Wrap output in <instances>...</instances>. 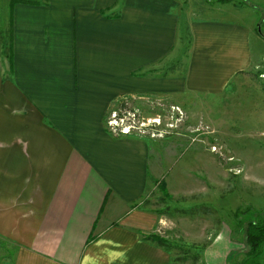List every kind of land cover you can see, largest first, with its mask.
Segmentation results:
<instances>
[{
    "label": "crops",
    "instance_id": "crops-1",
    "mask_svg": "<svg viewBox=\"0 0 264 264\" xmlns=\"http://www.w3.org/2000/svg\"><path fill=\"white\" fill-rule=\"evenodd\" d=\"M36 1L12 5L0 50V264H170L150 236L172 223L142 203L162 169L152 142L167 135H113L105 115L206 96L211 123L217 98L264 111V0ZM224 212L178 215L204 235L200 249L182 241L198 264L220 231L231 250L218 264H243L246 223L264 213L233 225L226 195Z\"/></svg>",
    "mask_w": 264,
    "mask_h": 264
},
{
    "label": "rangeland",
    "instance_id": "rangeland-1",
    "mask_svg": "<svg viewBox=\"0 0 264 264\" xmlns=\"http://www.w3.org/2000/svg\"><path fill=\"white\" fill-rule=\"evenodd\" d=\"M10 1L0 0V50L4 52L7 48V20L10 23L13 8ZM214 3V0H210L208 5H215ZM209 12L215 17L223 15L214 8ZM257 13L259 15L260 12ZM262 30L264 31V27ZM212 99L213 96H206L197 100L174 98L163 100L162 103L148 100L147 104L139 105L122 103L111 107L112 110L109 109L105 115L107 130V121L115 113L120 126H131L130 134L149 138L167 135L163 141L152 142L154 155H159L162 159V169L159 170L157 179L159 183L156 181L153 191L142 203L157 215H163V219L170 222L169 225L172 223V228L166 230L169 236H162L168 243L163 246L156 241L170 253V264H198L199 252L194 250L193 245L182 241L204 239L203 234L194 232L187 235L179 229L177 217L180 212L189 216L198 215L208 207V210H216L225 215L226 195L227 202H232L233 225L247 220L253 214L264 213L263 107L250 98L243 105H232L230 100L224 99L223 102L219 98L215 99L213 110L216 119L220 115L218 123H223L224 126V117L227 120V125L220 127V133L217 132L219 128H215L218 123H211L207 119L206 110L210 103H214ZM213 146L216 150H212ZM226 168H230V172L226 170L228 178L220 184L219 179H224ZM200 179L206 181L207 188L199 185ZM162 182L166 184L167 193L173 197L162 191ZM194 193L198 198L196 201L187 197L182 199L183 195ZM226 215L228 218V208ZM186 230L192 232L193 228L189 226ZM235 233L236 237L240 236L238 231ZM203 243L204 241L198 243L199 249ZM260 257H264V245L258 259Z\"/></svg>",
    "mask_w": 264,
    "mask_h": 264
},
{
    "label": "trees",
    "instance_id": "trees-1",
    "mask_svg": "<svg viewBox=\"0 0 264 264\" xmlns=\"http://www.w3.org/2000/svg\"><path fill=\"white\" fill-rule=\"evenodd\" d=\"M17 2L22 3H35L36 0H11L10 4L13 5ZM161 189L165 194H168L165 187V182L161 183ZM169 195V194H168ZM245 239L244 244L246 246L245 259L243 264L255 263L257 258L262 254L264 245V214L257 215V218L248 221L245 226ZM153 240L159 244L165 246L168 240L158 234H152L150 236Z\"/></svg>",
    "mask_w": 264,
    "mask_h": 264
},
{
    "label": "clouds",
    "instance_id": "clouds-1",
    "mask_svg": "<svg viewBox=\"0 0 264 264\" xmlns=\"http://www.w3.org/2000/svg\"><path fill=\"white\" fill-rule=\"evenodd\" d=\"M231 250L230 236L224 231L212 234V242L205 248L199 264H218L222 256Z\"/></svg>",
    "mask_w": 264,
    "mask_h": 264
},
{
    "label": "built area",
    "instance_id": "built-area-1",
    "mask_svg": "<svg viewBox=\"0 0 264 264\" xmlns=\"http://www.w3.org/2000/svg\"><path fill=\"white\" fill-rule=\"evenodd\" d=\"M112 119H108L107 124H108V128L109 131L113 134V135H125V134H130V128L129 125L126 126H120L119 123H117V119H116V115L115 113L113 115H111ZM122 120V118H120V121ZM212 150H216V148L213 146Z\"/></svg>",
    "mask_w": 264,
    "mask_h": 264
}]
</instances>
